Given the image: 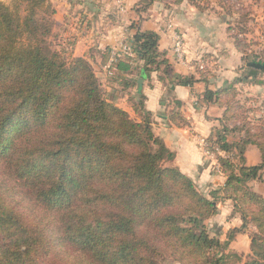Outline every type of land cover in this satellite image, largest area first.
<instances>
[{
	"label": "trees",
	"instance_id": "trees-1",
	"mask_svg": "<svg viewBox=\"0 0 264 264\" xmlns=\"http://www.w3.org/2000/svg\"><path fill=\"white\" fill-rule=\"evenodd\" d=\"M49 10L48 0L0 2V264H48L53 246L82 253L86 264H155L149 255L159 249L156 240L180 261L227 264V254L207 255L228 244L203 223L216 205L177 167L163 166L174 154L154 134L144 94L138 90L132 104L136 121L105 98L86 59L67 60L50 47ZM130 40L143 79L156 71L168 84L195 82L175 75L154 31L137 28ZM116 66L125 87L138 89L133 66ZM235 95L229 83L204 89L203 100L223 108L207 148L243 154L251 144L260 154L258 164L237 168L231 158L216 157L226 175L223 192L242 225L256 227L245 264H264V199L245 187L264 171V117L253 127L244 119L228 125L240 117ZM171 118L184 122L177 113ZM241 131L244 137L229 140ZM24 201L47 211L37 224L18 211Z\"/></svg>",
	"mask_w": 264,
	"mask_h": 264
},
{
	"label": "rangeland",
	"instance_id": "rangeland-1",
	"mask_svg": "<svg viewBox=\"0 0 264 264\" xmlns=\"http://www.w3.org/2000/svg\"><path fill=\"white\" fill-rule=\"evenodd\" d=\"M0 2L12 5L13 0H0ZM48 4L50 9L48 14L51 15L52 19L51 32L48 36L50 47L59 51L67 60L73 57L86 59L98 80L102 95L126 111L133 120L139 119L132 108L133 102H136V85L133 83L125 87L124 80H121L117 86L115 79L112 81L113 83L108 79L118 71L119 68L116 66L118 60L132 62L133 66L140 67L142 65L141 61L137 63V55L134 51V54L128 52V48L132 47L130 39L137 26H139L137 23L142 20V17L132 20L127 15L173 16L176 23L179 24V31L186 38V44L191 43L190 45L187 44L188 47L191 46L200 50L210 49L212 51L202 54L203 67H199L200 70H211L214 77H219L217 71H215L218 68L223 72L227 70L236 71L235 78L231 74H225L226 78H224L225 84L231 83L237 92L232 102L240 106L237 109L239 119L230 120L228 125L232 123L240 125L244 119L248 123L247 127H253V125L259 123V117H264V71L255 69L256 73L254 74L252 73L254 68L247 66V63L251 61H264V0H48ZM56 15L76 16V26L70 31L71 41L75 40L73 37L78 33H82L88 26L79 24L82 19L81 16L87 15V19L92 21V23L91 21L89 23L90 30L88 34L93 39L95 32H99L102 28L100 23L108 21L111 25L115 24L114 26L117 28L118 21L116 18H112V15H122L119 34L121 36H118L120 50L109 48L110 58L103 69L94 67L93 61L86 56L91 50L88 47L92 44L87 46L85 53L80 54L81 56L74 55L76 49H81V46L77 47L75 42L73 44L65 43L67 31H64L57 23ZM167 20L171 19H166L165 22V28L170 31L171 27L169 28V25L172 24V20ZM68 26L69 24H66L65 27L68 28ZM173 26L175 25L173 24ZM138 29L142 31L141 26ZM176 30L178 31L177 28ZM227 50L230 54L226 52ZM113 56L111 68L109 63ZM135 72H137L136 69ZM219 127L221 128V125ZM234 135H229L230 141H236L240 137H244L245 133L241 131ZM239 150V148L233 147L231 152L226 153L218 149L212 152L210 149V152L214 155L213 158L218 163L215 164L216 169L221 173L220 178L218 177V180H215L216 183L211 179L193 180L195 188L216 205V213L203 221L208 234L217 237L222 243L228 242L227 247L224 249H210L207 251V255L212 258L211 256L214 254L216 256L227 254L228 257L230 256L226 259L227 264H245L252 258L251 237L256 232V227L252 223L247 222L242 225L239 209H236L233 200L223 192L226 175L222 173L220 162L216 156L219 154L222 157L231 158L237 168L240 165H245L244 152L241 154ZM167 163L168 161H164L163 166H169ZM245 187L249 191L260 194L264 199V171L259 170L256 176L246 182ZM18 196L17 199H19ZM18 211H21L25 218L29 216V221L36 224L40 221L37 220V217L44 216L47 213L42 205L31 206L29 201H24L22 208L19 207ZM44 218L47 221V218ZM156 241L159 249L155 254L149 255L155 264H210L211 259L208 261L202 259L194 263L180 261L171 253L169 248L159 245L158 240ZM153 243L155 242H151V244ZM51 249L48 264H51V261L53 264H86L83 263L86 256H83L80 252L67 255L54 246Z\"/></svg>",
	"mask_w": 264,
	"mask_h": 264
},
{
	"label": "crops",
	"instance_id": "crops-1",
	"mask_svg": "<svg viewBox=\"0 0 264 264\" xmlns=\"http://www.w3.org/2000/svg\"><path fill=\"white\" fill-rule=\"evenodd\" d=\"M56 16L57 23L60 24V27H62L64 31H67L65 43L73 44L75 42L77 47L79 45L81 46V49H76L77 53L74 52V55L77 54L78 56H81L80 54L85 53L84 51L87 46L92 44L88 47L91 50L86 56L90 57V60L93 61L94 67L103 69V66L110 58L108 54L109 48L112 47L120 50L118 36H121L119 34L121 31L120 25L122 21H120V19L122 18V15H112V18H116L118 21L117 28L114 26L115 24L111 25L108 21L100 23L102 28L99 32H95L93 39H91L88 34L90 30L89 23L91 20L87 19V15L81 16L82 19L79 24L88 26L82 31V33H78L74 36L73 38H75V40L73 41H71L72 35H70V31L76 26V16ZM127 16L132 20H137V17H142V20L137 23V25H139L137 28L141 26L142 30H151L157 33L158 49L163 52L168 59L175 75L193 77L195 79L193 84L187 86L176 84V82H169L168 84V80L161 81L155 76V74H157L156 71L151 72L149 78L146 77L143 79L137 72H135V69L139 66H133L132 62L130 63L133 66V70L130 71V77H133L137 82L140 78L142 79L136 92L141 90L145 96V107L152 114V130L162 139L165 146L174 154L173 159L168 161L167 164L177 167L192 180L211 179V181L216 183L217 181L215 182V180H218L217 178L221 173L216 169L215 163L217 162L215 158H213L214 155L207 148V139L214 132V129L219 127L218 119L222 116L223 108L216 104L204 101L203 91L206 87L211 89L220 88L226 83V81H224V78H226L225 74H231V76L235 78L236 71L227 70L223 72L218 68V70L215 71H217V76L219 77H214L211 70L201 71L199 68V62L202 61V54L205 52L210 53L212 51L210 49L200 50L199 48L194 49L191 46L188 47L191 43L188 42V45L186 44V38L184 34L179 31V24L176 23L173 16ZM105 18L108 19V17ZM166 19L172 20L167 21H171L184 38L186 51L184 61L178 60L172 52L171 34L170 31L165 28ZM66 24H69L68 28L65 27ZM226 52L230 54L228 50ZM136 61L138 63L139 60L137 59ZM116 73L114 76L108 77V79H110L111 82L115 79L118 86L119 81H121V77H119L121 73ZM173 79L175 78H172L171 82L175 81ZM229 85H231V83H229ZM122 100H124V98H122ZM174 113H177L178 116L182 117L184 122H181L179 125L173 123L171 115ZM243 156L245 159V165H256L260 162V154L254 145L249 144L246 147Z\"/></svg>",
	"mask_w": 264,
	"mask_h": 264
},
{
	"label": "built area",
	"instance_id": "built-area-1",
	"mask_svg": "<svg viewBox=\"0 0 264 264\" xmlns=\"http://www.w3.org/2000/svg\"><path fill=\"white\" fill-rule=\"evenodd\" d=\"M170 27H171L170 34H171V41H172V43H171L172 52L178 60L184 61L185 57H186L184 38H183L182 34L176 30V28H175V26H173V24L169 25V28ZM133 51L134 50L132 49V47L128 48V52L130 54H134L135 52L133 53ZM113 58H114V56L111 57L110 63H109V67H111V68H112L111 65H112ZM199 67L200 68L203 67L202 61L199 62Z\"/></svg>",
	"mask_w": 264,
	"mask_h": 264
},
{
	"label": "water",
	"instance_id": "water-1",
	"mask_svg": "<svg viewBox=\"0 0 264 264\" xmlns=\"http://www.w3.org/2000/svg\"><path fill=\"white\" fill-rule=\"evenodd\" d=\"M247 66H251L254 68V70H252V73H256V70H262L264 71V62H257V61H251L247 63ZM256 69V70H255ZM142 82V79L140 78L138 80V84L140 85Z\"/></svg>",
	"mask_w": 264,
	"mask_h": 264
}]
</instances>
